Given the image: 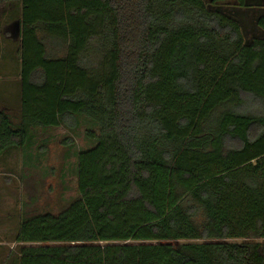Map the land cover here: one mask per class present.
<instances>
[{"label":"trees","instance_id":"16d2710c","mask_svg":"<svg viewBox=\"0 0 264 264\" xmlns=\"http://www.w3.org/2000/svg\"><path fill=\"white\" fill-rule=\"evenodd\" d=\"M6 1L21 72L0 158L38 162L34 130L81 119L95 142L78 197L22 219L18 264H264V39L205 0Z\"/></svg>","mask_w":264,"mask_h":264},{"label":"rangeland","instance_id":"374dc122","mask_svg":"<svg viewBox=\"0 0 264 264\" xmlns=\"http://www.w3.org/2000/svg\"><path fill=\"white\" fill-rule=\"evenodd\" d=\"M205 1L212 8L235 3L226 1L213 5L211 0ZM19 46L20 43L13 47L18 49ZM14 54L13 58L7 49L0 50V94H11L16 101L21 64ZM0 106L4 103L0 102ZM92 128L85 119H81L76 134L62 128H37L34 130L37 144L32 149L34 155L38 152L41 155L38 162H33L32 152L25 157L21 149L0 158V264H18L19 245L15 237L22 219L47 212L59 214L78 197L76 153L94 146L93 139L87 136ZM67 138L73 139V146L64 143Z\"/></svg>","mask_w":264,"mask_h":264},{"label":"flooded vegetation","instance_id":"af4514ba","mask_svg":"<svg viewBox=\"0 0 264 264\" xmlns=\"http://www.w3.org/2000/svg\"><path fill=\"white\" fill-rule=\"evenodd\" d=\"M261 1L251 0L250 7L239 6L237 3L224 6L226 17L235 21L242 28V32L247 43L264 39V28L261 26V20L264 18V8L257 7Z\"/></svg>","mask_w":264,"mask_h":264},{"label":"crops","instance_id":"0c3cea01","mask_svg":"<svg viewBox=\"0 0 264 264\" xmlns=\"http://www.w3.org/2000/svg\"><path fill=\"white\" fill-rule=\"evenodd\" d=\"M8 3L4 0V4L0 3V50H8L11 52L12 57H15L14 53H17V48H14L16 44L21 42V21L17 14H20L21 7L17 4ZM19 9V11H18ZM15 13V20L12 19V14ZM17 57V54H16ZM0 74V79H1ZM3 99V100H2ZM13 98L11 94L1 95L0 102H3L5 105L2 106V109H7V102H12Z\"/></svg>","mask_w":264,"mask_h":264},{"label":"water","instance_id":"95a60500","mask_svg":"<svg viewBox=\"0 0 264 264\" xmlns=\"http://www.w3.org/2000/svg\"><path fill=\"white\" fill-rule=\"evenodd\" d=\"M251 0H245V6L246 7H250V2ZM261 2L258 4V5H256L257 7H260V8H264V0H260ZM214 11L215 12H218V13H220V14H225V9H224V7H222V6H216V7H214Z\"/></svg>","mask_w":264,"mask_h":264}]
</instances>
